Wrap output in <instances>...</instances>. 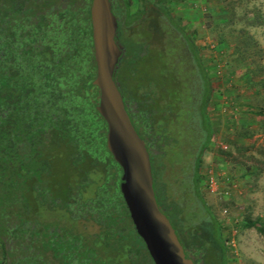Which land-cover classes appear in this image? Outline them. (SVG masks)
I'll return each instance as SVG.
<instances>
[{"label": "trees", "instance_id": "trees-1", "mask_svg": "<svg viewBox=\"0 0 264 264\" xmlns=\"http://www.w3.org/2000/svg\"><path fill=\"white\" fill-rule=\"evenodd\" d=\"M117 2L115 14L129 33L119 90L125 99L141 96L139 126L157 148L150 154L157 205L187 248L205 256L217 251L227 264L222 225L200 192L213 91L200 49L172 10L176 0ZM2 3L16 19L6 35V70ZM36 6V0H0V264H91L101 253L123 256L115 264H147L141 262L146 253L153 264L130 220L121 169L96 111L88 11L68 8L67 28L40 43ZM142 20L147 47L139 41ZM90 222L98 230L86 235L81 227ZM246 226L264 234L256 221Z\"/></svg>", "mask_w": 264, "mask_h": 264}, {"label": "rangeland", "instance_id": "rangeland-1", "mask_svg": "<svg viewBox=\"0 0 264 264\" xmlns=\"http://www.w3.org/2000/svg\"><path fill=\"white\" fill-rule=\"evenodd\" d=\"M171 6L198 45L213 86L201 196L222 225L227 264H264V234L246 226H264V0H176ZM81 229L86 235L98 230L91 222ZM95 258L91 264L123 260L112 253ZM142 259L152 264L146 253Z\"/></svg>", "mask_w": 264, "mask_h": 264}, {"label": "water", "instance_id": "water-1", "mask_svg": "<svg viewBox=\"0 0 264 264\" xmlns=\"http://www.w3.org/2000/svg\"><path fill=\"white\" fill-rule=\"evenodd\" d=\"M90 18L96 111L106 124V148L122 172L119 190L134 229L153 264H194L186 258L171 223L157 205L149 152L132 125L114 80L124 49L115 40L118 24L110 0H92Z\"/></svg>", "mask_w": 264, "mask_h": 264}, {"label": "flooded vegetation", "instance_id": "flooded-vegetation-1", "mask_svg": "<svg viewBox=\"0 0 264 264\" xmlns=\"http://www.w3.org/2000/svg\"><path fill=\"white\" fill-rule=\"evenodd\" d=\"M36 1H37V6L34 7L36 14L32 18L33 19L35 18L34 20L37 19L36 22L34 23L35 26L39 25L40 19H38V17L43 18L42 22L40 23V30H38V33L35 34L36 40L37 41L39 40L40 43L41 42L48 43L49 41L52 40V36L63 33V31L67 28V21H68L67 10H68V8H71V10H73V11H78L81 14H84V12L88 11V14H89L88 28H89V32H90V42H91V49L90 50H91V53L93 56L92 26H91V18H90V9H91L92 0H36ZM110 2H111L112 13L116 17L117 24H118L117 34H116L115 40H116V43L119 46H122L124 49V52L119 59L118 67H117L115 75H114V80L116 81V83L118 84V87L120 89L121 78L118 74H119V70L121 67V61L125 58L126 50L124 48V42L126 41V39L129 38V33H128L127 26H122L120 18H118L117 15L115 14V12H118L120 10V8H119L120 5L118 4L117 0H110ZM7 9H8L7 5L5 3H2V5H1V12H2L1 21H2V24L1 25H2V30H3L2 42L4 43V46L2 47L1 55H2V59H3V68L5 70L8 68V62L6 60L7 55H8V49L5 46V41L7 39L6 35H7L8 27H9V21L13 20V24H15V21H16L14 14H13L14 17L10 19V17L7 14ZM130 9L135 11L136 4L133 3V5L130 6ZM141 23H142L141 27H140L141 28V31H140L141 39L139 41L144 45V47H147L148 34H147L146 22H144V20H142ZM13 30H15L14 25H13ZM12 49L15 50L16 48L14 46H12ZM61 51L66 52L67 47H65V46H64V48L61 47ZM62 57H63V55H62ZM93 60H94V57H93ZM94 63H95V61H94ZM14 65H12V66H14ZM122 97H123V101L125 104V109L128 113V116H129L131 122H132V125H133L134 129L136 130V132L138 133V135L140 136V138L145 142V145H146V148L149 152V155L155 154L157 148H156V144L152 142V138L149 136L150 131H147V130L145 131L143 129V127L139 126V124L141 122L138 121V112L136 110L137 105H136L135 101H136V99H139V97H141V96L138 94L137 95L132 94L131 98L125 99L123 95H122ZM136 126L138 127L137 128L138 130L136 129ZM121 174H122V172H121ZM120 179H121V176H120ZM120 182H121V180H120ZM161 211L163 212L162 209H161ZM169 222L171 223V225L175 231V234H176V236H177V238H178V240H179V242H180V244L184 250V254H185L186 258L191 259L194 262V264H220V259H219V255H218L217 251L207 253L205 256V253L199 252L197 248H195V249L187 248L185 246V243H184V238H183L182 234L180 233L179 229L175 228V226L173 225L171 220H169ZM204 256H205V258H204Z\"/></svg>", "mask_w": 264, "mask_h": 264}]
</instances>
